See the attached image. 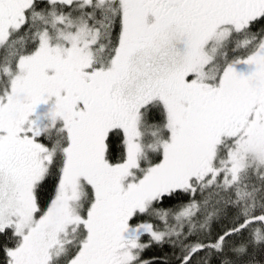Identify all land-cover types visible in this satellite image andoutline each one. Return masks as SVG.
Instances as JSON below:
<instances>
[{"label":"snow or ice","instance_id":"6c2138e0","mask_svg":"<svg viewBox=\"0 0 264 264\" xmlns=\"http://www.w3.org/2000/svg\"><path fill=\"white\" fill-rule=\"evenodd\" d=\"M0 264H264V0H0Z\"/></svg>","mask_w":264,"mask_h":264},{"label":"trees","instance_id":"16d2710c","mask_svg":"<svg viewBox=\"0 0 264 264\" xmlns=\"http://www.w3.org/2000/svg\"><path fill=\"white\" fill-rule=\"evenodd\" d=\"M157 253H156V251H154V250H149L148 252H146V254H145V258L146 259H150L152 256H154V255H156Z\"/></svg>","mask_w":264,"mask_h":264}]
</instances>
